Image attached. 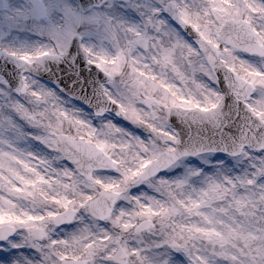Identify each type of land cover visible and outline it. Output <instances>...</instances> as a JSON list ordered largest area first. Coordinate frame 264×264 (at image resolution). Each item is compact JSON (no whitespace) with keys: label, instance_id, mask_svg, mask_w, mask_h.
Returning <instances> with one entry per match:
<instances>
[{"label":"snow or ice","instance_id":"6c2138e0","mask_svg":"<svg viewBox=\"0 0 264 264\" xmlns=\"http://www.w3.org/2000/svg\"><path fill=\"white\" fill-rule=\"evenodd\" d=\"M0 264H264V0H0Z\"/></svg>","mask_w":264,"mask_h":264}]
</instances>
